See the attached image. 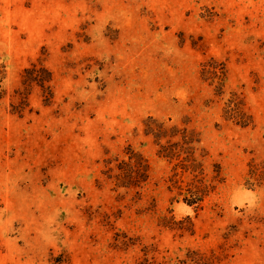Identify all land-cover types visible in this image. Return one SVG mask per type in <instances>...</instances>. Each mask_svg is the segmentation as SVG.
I'll list each match as a JSON object with an SVG mask.
<instances>
[{"label":"rangeland","instance_id":"374dc122","mask_svg":"<svg viewBox=\"0 0 264 264\" xmlns=\"http://www.w3.org/2000/svg\"><path fill=\"white\" fill-rule=\"evenodd\" d=\"M0 264H264V0H0Z\"/></svg>","mask_w":264,"mask_h":264},{"label":"trees","instance_id":"16d2710c","mask_svg":"<svg viewBox=\"0 0 264 264\" xmlns=\"http://www.w3.org/2000/svg\"><path fill=\"white\" fill-rule=\"evenodd\" d=\"M24 73V84L35 82L43 89V91L50 90L48 82L51 80V72L43 66L37 67L35 64H32L31 67L24 70ZM157 136H161V133L157 134ZM188 142L189 141H186V143ZM163 152L166 156L171 157L179 155L176 154L171 147H163ZM190 167L192 172H194L198 168V166L194 163H192ZM117 169L120 170V172L113 175V178H115L117 185H137L140 181H144L147 177L145 173L146 166L145 164H143V161L141 159L135 161V163L125 161L120 162L117 165ZM108 177L110 178L112 177V175H108ZM208 187L209 185L203 184L202 180L200 179L193 180V182L188 183L185 188L178 186L180 190H185L186 192V194L182 197V200L189 205L195 206H198L203 201V197L205 195V192L208 191Z\"/></svg>","mask_w":264,"mask_h":264}]
</instances>
